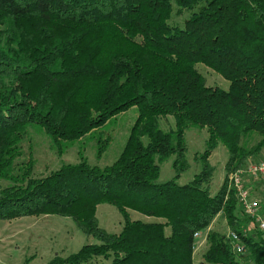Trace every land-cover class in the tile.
I'll list each match as a JSON object with an SVG mask.
<instances>
[{
  "label": "trees",
  "instance_id": "trees-1",
  "mask_svg": "<svg viewBox=\"0 0 264 264\" xmlns=\"http://www.w3.org/2000/svg\"><path fill=\"white\" fill-rule=\"evenodd\" d=\"M197 65L228 89L207 87ZM131 109L136 120L109 166H89L79 152L77 164L35 178L31 160L16 164L34 128L59 154L94 140L99 158L109 140L98 132ZM189 129L206 135L202 169L178 185ZM219 145L225 178L211 193L207 161ZM263 149L264 0H0V221L70 218L96 242L48 264H193L196 233L207 244L201 264H264L262 234H243L249 220L228 188ZM166 161L174 176L157 183ZM100 204L121 215L119 233L98 228ZM218 215L247 261L209 229Z\"/></svg>",
  "mask_w": 264,
  "mask_h": 264
},
{
  "label": "rangeland",
  "instance_id": "rangeland-1",
  "mask_svg": "<svg viewBox=\"0 0 264 264\" xmlns=\"http://www.w3.org/2000/svg\"><path fill=\"white\" fill-rule=\"evenodd\" d=\"M188 14L173 17L172 23L181 26ZM197 73L203 78L207 87L219 88L226 91L228 83L210 69L197 65ZM136 110L119 115L105 128L98 132L102 140H109L106 151L96 157V144L94 140L83 139L70 145L65 152L58 153L50 140L38 129H30L27 137L21 143V157L16 161L18 166L33 163L32 176L44 178L57 171L63 165H75L79 162L78 153L87 161L89 166L104 168L111 165L120 155L128 138L129 132L136 120ZM187 146L186 160L189 165L179 179L178 185H186L194 176L201 172L200 156L205 149L206 135L204 130L189 129L185 134ZM264 159V149L247 165L257 163ZM227 156L219 145L208 158V166L213 169L210 184L211 193L217 192L224 178V165ZM246 165V166H247ZM174 176L171 161L160 165V173L157 183H165ZM245 185L250 187V195L253 200L261 201L264 196V179L259 181L244 178ZM8 184L0 181V188ZM131 220L153 221L133 211H129ZM264 217V213H262ZM99 229L109 234H117L122 227V217L113 206L100 204L94 214ZM211 231L227 235L228 230L223 215H218L209 228ZM252 232V231H251ZM93 238L87 237L75 225L70 218L59 216L24 217L10 221H0V264H48L55 256L67 257L78 252L85 245H94ZM193 253V264H201V256L207 248L205 237L201 236L196 242ZM242 261H247L245 252L240 255Z\"/></svg>",
  "mask_w": 264,
  "mask_h": 264
},
{
  "label": "built area",
  "instance_id": "built-area-1",
  "mask_svg": "<svg viewBox=\"0 0 264 264\" xmlns=\"http://www.w3.org/2000/svg\"><path fill=\"white\" fill-rule=\"evenodd\" d=\"M244 178H250L254 181L264 179V159L257 163L245 166L228 176V188L235 194L237 206L243 218L249 220L246 232H259L264 239V217L261 214V204L264 203V196L261 201L253 200L250 195V187L245 185ZM200 233L194 234L193 238L199 240ZM230 243L232 252L238 255L245 253V248L240 241L239 235L228 232L226 235Z\"/></svg>",
  "mask_w": 264,
  "mask_h": 264
},
{
  "label": "bare ground",
  "instance_id": "bare-ground-1",
  "mask_svg": "<svg viewBox=\"0 0 264 264\" xmlns=\"http://www.w3.org/2000/svg\"><path fill=\"white\" fill-rule=\"evenodd\" d=\"M229 232V231H228Z\"/></svg>",
  "mask_w": 264,
  "mask_h": 264
}]
</instances>
